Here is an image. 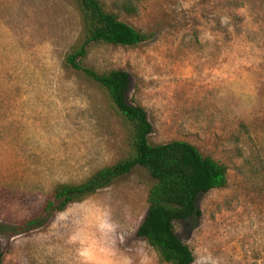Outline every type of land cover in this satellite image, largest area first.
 <instances>
[{"label":"rangeland","instance_id":"374dc122","mask_svg":"<svg viewBox=\"0 0 264 264\" xmlns=\"http://www.w3.org/2000/svg\"><path fill=\"white\" fill-rule=\"evenodd\" d=\"M101 1L150 37L91 44L84 64L130 74L127 97L146 108L151 143L185 140L227 168L226 186L201 193L200 216L176 220L175 232L218 264H264V0ZM80 31L75 0H0V225L33 217L55 183L129 151L105 95L63 65ZM152 183L135 166L63 217L0 235L3 264H82L71 237L94 231L93 201L122 223V250L147 242L136 229Z\"/></svg>","mask_w":264,"mask_h":264},{"label":"trees","instance_id":"16d2710c","mask_svg":"<svg viewBox=\"0 0 264 264\" xmlns=\"http://www.w3.org/2000/svg\"><path fill=\"white\" fill-rule=\"evenodd\" d=\"M75 1L81 18V35L63 65L66 70L79 73L105 95L124 126L129 151L116 162L98 167L78 181L55 183L40 212L12 226L0 225V235L14 236L37 229L53 214L87 199L135 166H141L153 183L147 191V209L136 229V236L147 241L163 263L193 264L194 255L175 232L174 222L200 216L198 196L225 187L227 168L188 141H149L153 126L146 108L127 97L130 74L122 68L96 70L83 60L91 44L135 46L149 39L150 34L121 20L101 0ZM128 7L132 8V5L128 4ZM3 261L4 251L0 243V264Z\"/></svg>","mask_w":264,"mask_h":264},{"label":"clouds","instance_id":"9594fccd","mask_svg":"<svg viewBox=\"0 0 264 264\" xmlns=\"http://www.w3.org/2000/svg\"><path fill=\"white\" fill-rule=\"evenodd\" d=\"M77 203H85L83 201ZM95 214L92 218L94 231L83 236H72L71 240L77 244L82 264H156L158 256L147 242H141L128 251L122 250L124 243L119 233L123 227L107 205L93 201ZM71 211L66 207L57 215ZM193 264H218V259L207 248L193 249Z\"/></svg>","mask_w":264,"mask_h":264}]
</instances>
